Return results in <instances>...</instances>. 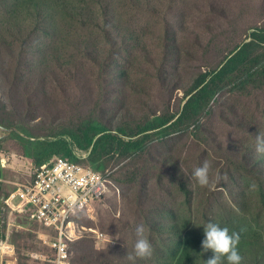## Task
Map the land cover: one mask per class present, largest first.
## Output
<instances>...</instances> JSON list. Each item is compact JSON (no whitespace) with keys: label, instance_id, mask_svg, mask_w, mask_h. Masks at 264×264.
I'll list each match as a JSON object with an SVG mask.
<instances>
[{"label":"trees","instance_id":"trees-1","mask_svg":"<svg viewBox=\"0 0 264 264\" xmlns=\"http://www.w3.org/2000/svg\"><path fill=\"white\" fill-rule=\"evenodd\" d=\"M250 1L0 0V125L15 128L0 139V151L7 141H13L19 153L12 152L34 168L63 156L102 173L112 162L128 158L143 159L147 167L156 168L162 158L172 156L156 155L152 146L181 153L191 149H181L186 141L173 145L184 136L204 145L208 153L210 143L216 142L211 121L217 117L231 122L232 113L243 112L227 104L225 94L248 96L264 87V27L250 23ZM262 2L259 11H264ZM227 33L232 36L221 42ZM223 43L227 44L225 50L219 47ZM71 51L79 61L97 69L99 94L120 82L134 95H151L154 89L175 80L172 69L193 67L194 71L190 82L181 84L184 89L177 112L159 111L139 101L146 110L139 120L137 113L126 111L122 121L113 125L105 119V110L97 108L69 124L45 123L40 131H34L32 126L38 127L41 121H22L2 85L21 88L31 104L28 96L43 86L47 73L57 86L59 74L71 76L65 59ZM244 108L254 111L250 106ZM249 118L248 133L255 140L257 134L264 133V114L254 112ZM255 151L253 146L244 152L228 151L225 166L218 171L226 179L204 191L196 187V180L182 165L164 159L183 198L180 205L186 209L180 212L162 206L142 216L144 235L153 248L151 257L129 260L134 255L131 241L113 246L117 253L113 249L101 254L93 244L85 246L91 240L81 236L69 241L70 264H204L214 255L211 250L202 252L201 247L203 227L209 222L227 228L229 234L239 233L240 264L249 253L255 256V264H264V154ZM110 170L115 185L100 198L119 190L115 178L128 181L125 173ZM145 172L140 165L131 173L137 177ZM5 173L0 165V178H5ZM13 189L5 190L3 184L0 190L5 219L0 236L1 241H7L5 251L13 254L9 256L17 264H53L50 260L55 251L47 242V235L55 234L52 226L16 212V223L22 228H13L4 240L10 211L4 198ZM254 203L263 215L251 210ZM81 212L72 217L76 224ZM135 228L130 226L128 232L136 238ZM27 250L42 258L26 254ZM221 264H228L226 257L221 258Z\"/></svg>","mask_w":264,"mask_h":264},{"label":"rangeland","instance_id":"rangeland-1","mask_svg":"<svg viewBox=\"0 0 264 264\" xmlns=\"http://www.w3.org/2000/svg\"><path fill=\"white\" fill-rule=\"evenodd\" d=\"M250 2L251 5L247 11L249 15L247 17L252 25L263 28L264 11H259L263 2L262 0H251ZM231 36V34L227 33L220 38V41L223 42ZM219 47L225 50L227 44L223 43ZM65 59L69 64L71 76L65 77L63 74H59L57 86L49 78L50 74L47 73V80L43 86L34 94L27 95L28 98H31V104H29L21 88L17 86L10 87L8 84L2 85L4 91H7L9 95L7 96L8 99L14 102L21 113L22 121H32L33 118L41 121L38 127L32 126L34 131H40L45 123L63 122L69 124L77 116L84 115L82 117H86L88 115L85 114L97 108L105 110L103 112L105 119L113 123V125L122 121L120 119L124 117L126 111L137 113V119L139 120L146 116L144 115L146 110L142 105L140 106L139 101L159 111L169 110L177 112L180 108V95L184 89L181 84L189 83L191 80L190 75L194 71L193 67L185 70L180 67L172 69V76L175 80L167 85L162 84L154 89L151 95L144 94L141 97L134 95L128 88L122 87L120 82L107 86V93L104 90L102 94H99V84L96 83L97 69L79 61L73 51L65 55ZM201 62L205 63L208 60H202ZM207 68L205 67V69ZM245 95L225 94L226 103L240 107L243 112L239 111L237 116L232 113L231 122L228 120L224 122L217 117L211 121L212 126L215 128L211 135L216 138V142L210 143L208 153L204 151V145L202 146L197 142L192 143V139L184 136L183 138H178V141L173 145H178L180 140L186 141V145L182 146L181 149H191L181 153L177 149L167 151L156 144L152 146V152L156 155L172 156L162 158L163 160L159 162L156 168L147 167L143 159L128 158L120 162H112L110 165L113 166L108 169H113L115 173H125L128 181H122L120 175L116 174V176L120 177V179L117 177L119 180L115 178L119 190L116 193L112 191L107 197L94 201L88 209L81 212L79 216L80 223L77 226L82 237L91 240L85 246L93 244L92 246L98 253L110 254L116 248L113 246L120 242L131 241L133 244L135 243L136 238L129 234L128 230L130 231V226L141 225L142 216H144L145 212L162 206H170L180 212L185 211L186 207L180 205L183 198L178 193L174 180L170 177L169 162H164V159H172L179 163L182 165L184 172L190 176H192L195 168L201 166L204 161H208L211 164L209 171L210 184L202 187L195 181V185L202 191L206 190L210 185L214 187L215 176L225 166L228 151L244 152L248 150L249 146L255 147V140L248 133V126L251 124L249 115H253L254 112L264 114V87L253 90L248 96ZM97 96L103 101L99 102ZM245 106L252 107L254 111L244 108ZM98 117L100 118V116ZM10 129L15 128L11 127ZM5 133L6 131L0 129V134ZM3 149L5 156L14 153L12 151L18 152L17 145L13 141H7ZM77 153L82 156L86 154L78 150ZM140 165H143L147 172L135 177L131 172ZM18 171L13 170L12 174L7 171L4 182L5 190L9 186H13V182H21L29 175L23 169ZM112 181L113 183H109L108 192L115 185L114 180ZM251 210L263 215L256 203H254ZM10 218L12 220L15 219L12 214H10ZM14 228L21 229L22 226ZM98 233H104L107 238L105 240L98 239ZM109 236L113 239L107 244ZM117 236L120 239H117ZM262 241L264 242V237H262ZM117 251L118 249L114 250L115 253ZM25 253H30V255L31 253L33 255L37 254V252L28 250ZM248 256L250 257L243 264H255V256H251V253Z\"/></svg>","mask_w":264,"mask_h":264},{"label":"built area","instance_id":"built-area-1","mask_svg":"<svg viewBox=\"0 0 264 264\" xmlns=\"http://www.w3.org/2000/svg\"><path fill=\"white\" fill-rule=\"evenodd\" d=\"M112 170L104 173L93 170L65 157L57 156L40 168L31 171V179L13 182L15 189L5 198L11 214L26 213L33 219L52 226L54 236L47 242L54 249L53 264H70L69 241L82 236L73 216L84 211L109 191ZM97 238L105 240L104 233ZM7 242L0 241V264L4 263ZM42 258L40 255H33Z\"/></svg>","mask_w":264,"mask_h":264},{"label":"clouds","instance_id":"clouds-1","mask_svg":"<svg viewBox=\"0 0 264 264\" xmlns=\"http://www.w3.org/2000/svg\"><path fill=\"white\" fill-rule=\"evenodd\" d=\"M255 150L259 154H264V133L256 135ZM210 168L211 164L208 161H204L201 166L195 168L193 171V178L202 187L210 184ZM222 179H226V177L217 174L214 182H219ZM203 228L204 239L201 241L202 252L211 250L214 254L211 258L204 261V264H221L222 257H226L228 264H240L242 257L239 255L237 250V245L240 240L239 233L233 232L232 234H229V230L227 228H222L211 222L207 223ZM144 232L145 229L143 225L136 226V240L133 247L134 255H130L128 257L129 260L151 257L153 248L149 240L145 237ZM116 238L120 239L118 236ZM112 239L113 238L109 236L107 244L111 242Z\"/></svg>","mask_w":264,"mask_h":264},{"label":"crops","instance_id":"crops-1","mask_svg":"<svg viewBox=\"0 0 264 264\" xmlns=\"http://www.w3.org/2000/svg\"><path fill=\"white\" fill-rule=\"evenodd\" d=\"M3 153H4L3 151H0V165L5 169L6 173H7V171H9L12 174L13 170L18 171V170H22L23 169V170L27 171L28 174H29L28 177H26L24 179H28V180L31 179V171L33 169H35V168L32 165H30L27 162L26 159H24L22 156L17 155L15 153H10L11 155H6V156ZM77 154L79 155V153H77ZM10 168H12V169H10ZM18 172H20V171H18ZM5 179H6V175H5V178H3V179L0 178V190L2 189V185L5 184L4 183ZM13 186L15 187L14 184H13ZM4 203H5V198H4ZM10 214H11V211H9V214H8V216L6 218V232H5L6 239H4V240H8V238L10 236V232L13 230L14 227H19L20 226V225L16 224L15 214L12 213V215L15 218L13 220L10 218ZM24 215L26 217H29L30 219H33L30 216H28L26 213ZM3 226L5 227V219L2 216V211L0 210V235L2 233V227ZM2 237H4V236H2ZM47 237H51V235H47ZM0 240H1V236H0ZM9 255H13V254L6 252L5 255H4V260L3 261H5L6 264H17V261L15 259H13L12 257H10Z\"/></svg>","mask_w":264,"mask_h":264},{"label":"water","instance_id":"water-1","mask_svg":"<svg viewBox=\"0 0 264 264\" xmlns=\"http://www.w3.org/2000/svg\"><path fill=\"white\" fill-rule=\"evenodd\" d=\"M0 129L6 131L5 134H0V138L5 137L6 135L10 134L12 132V130L14 129H10V128H5L4 126L0 125Z\"/></svg>","mask_w":264,"mask_h":264}]
</instances>
